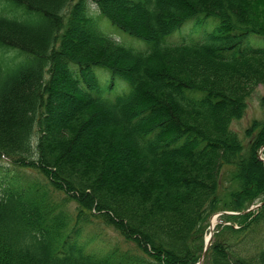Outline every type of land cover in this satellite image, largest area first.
Here are the masks:
<instances>
[{
	"label": "trees",
	"instance_id": "16d2710c",
	"mask_svg": "<svg viewBox=\"0 0 264 264\" xmlns=\"http://www.w3.org/2000/svg\"><path fill=\"white\" fill-rule=\"evenodd\" d=\"M172 1L0 0V264H264V0Z\"/></svg>",
	"mask_w": 264,
	"mask_h": 264
},
{
	"label": "rangeland",
	"instance_id": "374dc122",
	"mask_svg": "<svg viewBox=\"0 0 264 264\" xmlns=\"http://www.w3.org/2000/svg\"><path fill=\"white\" fill-rule=\"evenodd\" d=\"M170 2H172L173 4H175L172 0H169ZM92 10H96L95 6H92ZM103 30H105L107 33H110L111 35H113V37H115L117 40L119 41H124L125 39L122 37L125 36L124 34H122L117 28L111 26V29L107 30V25L105 23L102 24ZM126 37V36H125ZM257 63L256 68L259 70L258 73H260V78H264V61L262 62H255ZM103 81V78L101 79ZM239 88H241L243 91H250V94L248 96V101H247V110L244 114V116L239 119V120H235L232 125L231 128L232 130L238 134V136L240 138H242L244 140V133L246 131V129L252 124V122L254 120H258L261 119L263 117V113H264V105H263V101H262V97L264 96V80L262 82H257V81H250V82H242L239 84ZM55 103V107L57 110H55L56 114L62 113V112H67L70 107H72L71 103H67L66 101H57L54 102ZM263 156V155H262ZM263 159V157H262ZM5 164V163H3ZM35 174V172L33 171H29L28 174ZM258 205V204H257ZM255 205V206H257ZM69 206L74 207V205L71 203ZM254 207V206H253ZM252 207V208H253ZM250 210V209H249ZM254 211V210H253ZM224 214V213H218L216 215H214L211 220H210V226L208 228V232L206 234L205 237V244H206V240L208 239L209 235H210V228H211V222L213 219H216V226L213 229V237L216 233V228L217 226L220 224V216ZM227 215H235V213H230V212H226ZM97 222V221H96ZM97 225L103 229L102 232L98 234L100 236H98V238L95 240V242L91 243L90 245L88 244V247L90 249H99L100 250H105L107 247H112L114 244H118V241L121 243V247L125 248V244L122 241L121 237L112 229L107 228L106 226L100 225V223L98 222ZM90 232L93 231L89 230ZM264 233V224H262L261 229H260V233ZM92 234H88V232L84 235L85 240H89L92 239ZM213 237H212V241H213ZM212 245V243H211ZM91 250V251H92Z\"/></svg>",
	"mask_w": 264,
	"mask_h": 264
},
{
	"label": "water",
	"instance_id": "95a60500",
	"mask_svg": "<svg viewBox=\"0 0 264 264\" xmlns=\"http://www.w3.org/2000/svg\"><path fill=\"white\" fill-rule=\"evenodd\" d=\"M264 205V203H261L259 205H257L256 207L248 210L247 212H250L251 210L255 209V208H260ZM213 229L210 228V235L208 237V239L206 240V245H205V249L203 251V254L201 255V258L198 262V264H204L205 263V259H206V256H207V252H208V249L210 248L211 246V243H212V237H213Z\"/></svg>",
	"mask_w": 264,
	"mask_h": 264
},
{
	"label": "bare ground",
	"instance_id": "6f19581e",
	"mask_svg": "<svg viewBox=\"0 0 264 264\" xmlns=\"http://www.w3.org/2000/svg\"><path fill=\"white\" fill-rule=\"evenodd\" d=\"M216 226V219H213L211 222V229H214Z\"/></svg>",
	"mask_w": 264,
	"mask_h": 264
}]
</instances>
